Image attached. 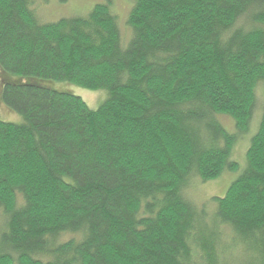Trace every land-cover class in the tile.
Instances as JSON below:
<instances>
[{
	"label": "trees",
	"instance_id": "16d2710c",
	"mask_svg": "<svg viewBox=\"0 0 264 264\" xmlns=\"http://www.w3.org/2000/svg\"><path fill=\"white\" fill-rule=\"evenodd\" d=\"M36 1L0 0V103L23 118L0 119V264H264V102L213 209L182 192L238 168L264 0H132L126 45L108 3L40 22Z\"/></svg>",
	"mask_w": 264,
	"mask_h": 264
},
{
	"label": "rangeland",
	"instance_id": "374dc122",
	"mask_svg": "<svg viewBox=\"0 0 264 264\" xmlns=\"http://www.w3.org/2000/svg\"><path fill=\"white\" fill-rule=\"evenodd\" d=\"M106 4L117 17L118 26L120 28V42L126 45L131 37V29L128 26L127 14L130 9L132 0H38L34 3L36 16L43 21H55L60 17H69L74 15H85L95 4ZM129 27V28H128ZM48 85L55 90L70 91L81 97L88 107L95 109L107 97V91L104 89H85L68 81H49ZM255 108L253 112V123L251 124L250 132L247 136H238L237 142L229 156L230 160L237 163L238 168L235 171H224L218 177L199 181L197 178H192L183 189L184 195L191 201L200 206L207 201L208 209H213V203L210 201L213 196H223L228 185L241 173L246 166L245 150L248 145L249 137L256 131L260 118L261 105L264 102V79L260 80L255 86ZM215 118L229 131L236 133L233 121L224 115H217ZM0 119L5 122L21 123L22 116L16 111L8 108L0 103ZM240 138V139H239Z\"/></svg>",
	"mask_w": 264,
	"mask_h": 264
}]
</instances>
